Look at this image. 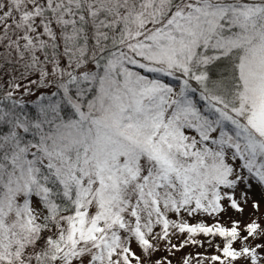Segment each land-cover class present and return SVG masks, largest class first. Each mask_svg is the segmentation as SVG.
I'll return each instance as SVG.
<instances>
[{"label":"snow or ice","instance_id":"obj_1","mask_svg":"<svg viewBox=\"0 0 264 264\" xmlns=\"http://www.w3.org/2000/svg\"><path fill=\"white\" fill-rule=\"evenodd\" d=\"M250 180L264 0H0V264H172L158 245L198 234L224 239L212 264H261L259 223L184 218L242 212Z\"/></svg>","mask_w":264,"mask_h":264},{"label":"rangeland","instance_id":"obj_2","mask_svg":"<svg viewBox=\"0 0 264 264\" xmlns=\"http://www.w3.org/2000/svg\"><path fill=\"white\" fill-rule=\"evenodd\" d=\"M251 187L246 186L245 184L241 183L237 186L234 190V195L240 206L243 208L242 212H238L231 207H229V202L225 200L224 206L226 211L220 213L219 215L212 217L205 214H198L193 217H188L186 214L184 218L190 224H196L199 222H203L208 226H212L216 223L221 224L226 228H231L233 226V222L239 223V231L241 236L247 235L245 229L249 223L253 221L259 223L261 228H264V186L259 185L255 181H249ZM231 191V190H229ZM258 204V209L253 207V204ZM170 219L176 220L178 217L175 214L169 216ZM156 231H160L159 227L156 228ZM187 237V233L179 234L177 233L175 236L172 237V243L174 244H181ZM199 244L193 245L188 244L183 248H180L178 251L173 254L172 252L165 251V243L162 241L158 247L160 251H158L153 259H160L161 257H167L172 261V264H182L183 260L186 257L192 258V264H197V255L199 254V258L201 260V264H212L210 257L213 255H219L220 252L213 243H209L208 236H204L202 234H198L195 237ZM248 243L252 244L253 246L257 243H264V237L260 239H249ZM213 244V245H212ZM242 246L241 241L237 240L233 247L239 249ZM131 247L133 251L140 255L141 250L138 247L135 241L132 242ZM222 248L223 245H220ZM238 264H244L243 261L238 262ZM261 264H264V260L261 261Z\"/></svg>","mask_w":264,"mask_h":264},{"label":"trees","instance_id":"obj_3","mask_svg":"<svg viewBox=\"0 0 264 264\" xmlns=\"http://www.w3.org/2000/svg\"><path fill=\"white\" fill-rule=\"evenodd\" d=\"M208 238H209V241H211V243H213L214 246H216V247H217V245L220 246V245L224 244V239L222 237H219V236H216V237L208 236Z\"/></svg>","mask_w":264,"mask_h":264}]
</instances>
